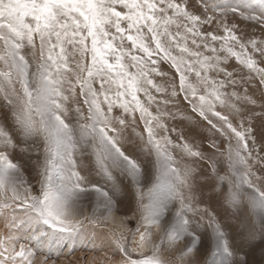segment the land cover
I'll list each match as a JSON object with an SVG mask.
<instances>
[{"label":"snow or ice","instance_id":"6c2138e0","mask_svg":"<svg viewBox=\"0 0 264 264\" xmlns=\"http://www.w3.org/2000/svg\"><path fill=\"white\" fill-rule=\"evenodd\" d=\"M66 241L264 264V0H0V264Z\"/></svg>","mask_w":264,"mask_h":264},{"label":"rangeland","instance_id":"374dc122","mask_svg":"<svg viewBox=\"0 0 264 264\" xmlns=\"http://www.w3.org/2000/svg\"><path fill=\"white\" fill-rule=\"evenodd\" d=\"M251 23L252 22L246 21L245 24L241 25V27L243 28L245 27V25H249L246 28V30L249 32L255 31L257 35H259L258 26L256 28L251 27L250 26ZM211 205L221 214L222 217L226 215L224 208H222L216 200H213L211 202ZM63 245H69V246H63ZM70 245H71L70 241L63 242L61 246V251L58 254V258H56L57 253L55 252L53 253V258L56 259V264H89L90 261L94 259L99 260L104 255L102 252L92 251L90 250V248H85L79 243H77L75 250H71ZM251 255L252 258L257 260L259 259L260 249L258 246L252 251ZM33 264H41V255L39 253H37V255L34 256ZM49 264H51V261H49Z\"/></svg>","mask_w":264,"mask_h":264}]
</instances>
